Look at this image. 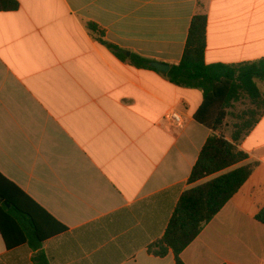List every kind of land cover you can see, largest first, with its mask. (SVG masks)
<instances>
[{
  "label": "crops",
  "instance_id": "0c3cea01",
  "mask_svg": "<svg viewBox=\"0 0 264 264\" xmlns=\"http://www.w3.org/2000/svg\"><path fill=\"white\" fill-rule=\"evenodd\" d=\"M15 1L17 10L0 11V173L66 230L36 251L8 248L0 234V264H35L37 253L48 264H176L172 252L147 250L182 193L211 178L188 183L212 131L193 117L202 92L150 63L179 64L197 14L207 19L206 65L264 59V0ZM132 55L150 68L134 66ZM237 103L222 128L228 141ZM251 106L258 120L237 148L252 173L180 254L182 264H264L255 219L264 208V106Z\"/></svg>",
  "mask_w": 264,
  "mask_h": 264
},
{
  "label": "trees",
  "instance_id": "16d2710c",
  "mask_svg": "<svg viewBox=\"0 0 264 264\" xmlns=\"http://www.w3.org/2000/svg\"><path fill=\"white\" fill-rule=\"evenodd\" d=\"M17 9L15 0H0V11ZM206 25L204 14L192 18L181 60L167 74L171 83L202 92L203 101L193 117L197 123L212 131L191 170L188 183L194 185L211 178L182 193L163 236L147 250L149 254L161 258L172 252L176 264H182L180 254L238 192L254 168L253 164L245 163L247 155L237 148V144L255 126L259 112L251 109L241 118L237 117L240 123L235 125L228 141L218 133L223 127L228 108L242 97L247 98L256 109L264 106L257 86V82L264 83V59L236 67L206 65ZM86 27L93 33L103 35L93 23H87ZM108 47L118 57L126 59L117 47ZM129 61L136 67L150 68L148 61L140 57L132 55ZM255 219L264 225V208ZM65 230L64 226L0 173V234L6 247L28 243L36 251L44 241ZM7 232H13V235L19 233V238L11 241ZM34 262L48 264L42 253L34 256Z\"/></svg>",
  "mask_w": 264,
  "mask_h": 264
},
{
  "label": "rangeland",
  "instance_id": "374dc122",
  "mask_svg": "<svg viewBox=\"0 0 264 264\" xmlns=\"http://www.w3.org/2000/svg\"><path fill=\"white\" fill-rule=\"evenodd\" d=\"M251 109H254V108L251 106L250 102L246 101V99H243V98L239 100L238 103L234 106V109L232 111V114L234 115V117L232 118V120H234L233 122L236 124H239L240 121L237 119V117L241 118V116H244V113H246L248 110H251ZM257 112H259V110H257ZM222 128L218 133L223 135L224 132L222 131Z\"/></svg>",
  "mask_w": 264,
  "mask_h": 264
},
{
  "label": "water",
  "instance_id": "95a60500",
  "mask_svg": "<svg viewBox=\"0 0 264 264\" xmlns=\"http://www.w3.org/2000/svg\"><path fill=\"white\" fill-rule=\"evenodd\" d=\"M150 67L162 73H167L169 71V66L160 63L152 62L150 63Z\"/></svg>",
  "mask_w": 264,
  "mask_h": 264
},
{
  "label": "built area",
  "instance_id": "2783aa9c",
  "mask_svg": "<svg viewBox=\"0 0 264 264\" xmlns=\"http://www.w3.org/2000/svg\"><path fill=\"white\" fill-rule=\"evenodd\" d=\"M167 118L169 119V121L174 124V125H180V118L179 116L174 113V112H171L170 114H168Z\"/></svg>",
  "mask_w": 264,
  "mask_h": 264
}]
</instances>
